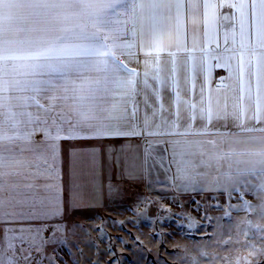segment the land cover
I'll use <instances>...</instances> for the list:
<instances>
[{
    "label": "crops",
    "instance_id": "0c3cea01",
    "mask_svg": "<svg viewBox=\"0 0 264 264\" xmlns=\"http://www.w3.org/2000/svg\"><path fill=\"white\" fill-rule=\"evenodd\" d=\"M83 3L85 8L80 16L81 23L79 22V47H72L70 27L64 26L67 21L65 22L63 11L55 18L53 7H48L50 11L45 13L47 48H41L37 43L35 47L24 46V50H17L12 40L10 43L7 41L6 32H0V221L18 218L21 212L27 210L28 205L42 196L62 194V214L50 225L55 227L80 210L79 207L90 204L91 198L93 201L98 197L110 198V202L116 204V196L156 193L164 186L162 178L165 167H160L159 172H153L151 187L147 180L118 178V168L114 167L113 162L123 161L135 155L137 150L142 152L144 141L138 138L126 141L65 140L59 146L56 170L51 177L43 175L40 170L44 150L38 148L34 142L42 137L32 136V132L51 126L56 120L69 118L96 125L115 124L116 121L109 120L108 117L119 107L125 94V89L119 86L118 81L126 78L127 73L114 72L113 63L118 66L123 63L119 53L127 50L130 43L133 44L131 51L135 52L134 45L139 39L144 40L145 46L150 42L153 17L147 3L140 0H86ZM47 5L52 3L47 2ZM1 8L4 9L3 6ZM12 10L20 11L22 8L16 6ZM54 18L62 25L57 30L53 28ZM228 23L220 19L209 28L207 35L202 34L199 26L194 25L191 20L187 24V48L189 51L195 48V52H192L194 56H200L201 46L205 49L211 47L222 56L220 67L214 66V59L208 60V70L203 80L206 98L209 90L213 98L220 95L217 86L221 79L225 80L224 85H219L221 92L231 96V89L236 82V61H232L229 66L230 54L223 51L226 35L229 41L232 40V29ZM36 24L37 22L31 27ZM168 25L169 21L162 20V27L167 28ZM1 27L2 23L0 29ZM235 40L234 46L238 48V24ZM172 42L177 45L173 51L183 57V18L178 33L173 34ZM126 59L132 61L130 70L135 71V57ZM247 59L246 56L245 60ZM140 67L139 70L142 71V65ZM212 131L223 133L225 139L219 149L205 145L213 153L211 156L202 155L203 150L199 147L198 142L205 141L206 137L153 138L158 142L160 150L164 149L163 139L173 141L178 159L183 157L182 167L184 161L188 162L186 171L179 174L175 169L171 171V175L175 177L173 185H177V189L182 191L196 189L194 174L202 172L204 177L202 176L201 182L204 187L218 190L221 194H229V199H244L251 203L255 201L257 209H254L253 215H264V208L258 203L264 201V132L259 128L244 131L235 125ZM156 147L154 145V150ZM169 154L165 153L166 163ZM101 159L103 188L99 187ZM202 163L203 166H200ZM93 167L97 176L95 194L79 198L76 195L77 190L88 184ZM254 172L257 174L254 175ZM109 180L117 185L119 191H108ZM246 219L249 218L246 216ZM250 224L255 228L247 225L251 228L248 237L257 227L264 230L259 221ZM0 229L2 236H6V232L12 229L29 230L16 224L3 223H0ZM28 233L35 234V229Z\"/></svg>",
    "mask_w": 264,
    "mask_h": 264
},
{
    "label": "snow or ice",
    "instance_id": "6c2138e0",
    "mask_svg": "<svg viewBox=\"0 0 264 264\" xmlns=\"http://www.w3.org/2000/svg\"><path fill=\"white\" fill-rule=\"evenodd\" d=\"M140 2L147 3L152 11L150 42L145 46L144 40L139 39L134 45L135 52L131 51L133 44L130 43L127 50L119 53L123 63L119 66L113 63L114 72L127 73L126 78L118 81L119 86L125 89V94L119 107L108 117L116 123L96 125L69 118L56 120L49 127L34 130L32 136L42 137L34 143L44 150L40 168L43 175L51 177L55 172L59 146L65 140L126 141L138 138L144 141V150H137L135 155L123 161H114L113 165L118 168L119 179L147 180L148 186L151 187L153 172H159L160 167H165L168 171L175 169L179 174L187 170L188 164L184 161L182 167L183 157L178 159L173 141L163 139L164 149L160 150L154 137H206L205 141L198 142L199 147L203 150L202 155L211 156L213 153L205 145L219 149L225 139L223 133L212 131L213 129L231 128L235 125L244 131L259 128L264 132V0ZM181 18L185 23L183 57L173 51L177 45L172 42L173 34L178 33ZM165 19L169 21L167 28L161 26L162 20ZM220 19L228 21V26L232 29V40L229 41L226 35L223 51L230 54L229 66L232 61H236V82L231 89V96L221 92L219 85L225 84V80L221 79L217 86L220 95L213 98L209 90L206 98L203 80L208 70V60L214 59V66L220 67L222 56L211 47L205 49L203 46L200 48V56H194L192 52H195V48L191 51L187 48V24L191 20L194 25L199 26L202 34L207 35L209 28ZM237 24L240 35L238 48L234 46ZM131 56L135 57V71L130 70L132 61L126 59ZM141 65L142 71L139 70ZM154 145L157 146L155 150ZM165 153H170L167 163ZM216 155H219L218 151ZM100 164L99 187L103 188L102 159ZM200 166H203V163ZM96 188L97 176L93 167L88 184L77 190L76 195L86 198L94 195ZM108 191H119V188L109 180ZM62 206V194L45 195L28 205L27 210L21 212L18 218L0 221L3 224L27 227L29 231L35 229V234L31 237L32 250L39 251L36 256H26V264H45V261L52 264V257L46 254L45 249L50 245L63 246L64 241L59 238V225L50 227L62 214ZM260 239L262 246L249 249L251 260H246V264H256L257 260L259 264H264V230H261ZM42 252L45 254L41 255ZM0 264H3L2 260Z\"/></svg>",
    "mask_w": 264,
    "mask_h": 264
},
{
    "label": "rangeland",
    "instance_id": "374dc122",
    "mask_svg": "<svg viewBox=\"0 0 264 264\" xmlns=\"http://www.w3.org/2000/svg\"><path fill=\"white\" fill-rule=\"evenodd\" d=\"M84 1L0 0V6L4 7L0 9V32H6L7 41L12 40L17 50L35 47L37 43L47 48L45 13L50 11L48 7H53L55 18L63 11L67 21L64 26L70 27L72 47H79ZM13 6H21L22 10H12ZM55 18L53 28L57 30L62 25ZM163 170L164 186L156 193L116 196V204L110 198L98 197L95 201L91 198L90 204L69 215L59 225L63 246L50 245L45 249L52 257V264H246V260L250 261L249 249L262 246L259 227L247 236L255 228L250 222L259 221L264 228V215H253L257 203L229 199V194L207 189L201 182L202 172L194 174L196 189L178 190L172 183L171 171ZM258 203L264 208V201ZM28 232L12 229L2 236L0 231L3 264H26V256L37 255L39 249L32 250L34 234Z\"/></svg>",
    "mask_w": 264,
    "mask_h": 264
}]
</instances>
